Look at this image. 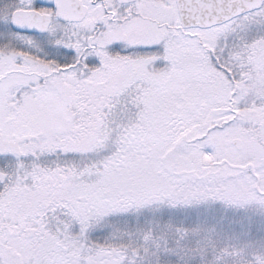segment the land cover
Returning <instances> with one entry per match:
<instances>
[{
	"label": "snow or ice",
	"instance_id": "6c2138e0",
	"mask_svg": "<svg viewBox=\"0 0 264 264\" xmlns=\"http://www.w3.org/2000/svg\"><path fill=\"white\" fill-rule=\"evenodd\" d=\"M264 0H0V264H257Z\"/></svg>",
	"mask_w": 264,
	"mask_h": 264
},
{
	"label": "trees",
	"instance_id": "16d2710c",
	"mask_svg": "<svg viewBox=\"0 0 264 264\" xmlns=\"http://www.w3.org/2000/svg\"><path fill=\"white\" fill-rule=\"evenodd\" d=\"M257 264H264V257H257Z\"/></svg>",
	"mask_w": 264,
	"mask_h": 264
}]
</instances>
